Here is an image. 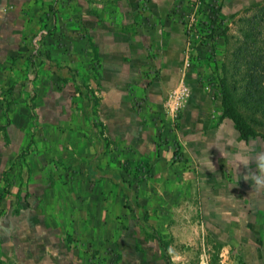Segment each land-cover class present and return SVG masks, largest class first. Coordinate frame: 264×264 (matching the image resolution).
I'll list each match as a JSON object with an SVG mask.
<instances>
[{
	"label": "crops",
	"instance_id": "crops-1",
	"mask_svg": "<svg viewBox=\"0 0 264 264\" xmlns=\"http://www.w3.org/2000/svg\"><path fill=\"white\" fill-rule=\"evenodd\" d=\"M175 1L0 0V264H168L140 219L173 203L170 264H264V141L185 66Z\"/></svg>",
	"mask_w": 264,
	"mask_h": 264
},
{
	"label": "rangeland",
	"instance_id": "rangeland-1",
	"mask_svg": "<svg viewBox=\"0 0 264 264\" xmlns=\"http://www.w3.org/2000/svg\"><path fill=\"white\" fill-rule=\"evenodd\" d=\"M209 3L211 0L175 1L174 10L176 12L178 10L179 15L176 16L184 34V64L185 66H190L192 62L205 64L210 72L206 77L200 76L201 80L215 88L218 78L225 75L236 106L262 135L259 137L264 141V112L246 107L242 103L246 99V91L243 90V82L240 81V72L246 70L248 61H254L257 53L264 58V0H217L224 23L215 31L214 39H210L206 28L209 21L206 15ZM181 84L188 87L185 83ZM181 84L179 82L173 89L181 87ZM178 109L174 106L173 111L177 114ZM194 206L186 208L185 211L180 203H173L169 216L173 223L163 221L159 216L162 212L156 208V216L159 218L151 226L164 232L181 231L186 225L181 220H176L177 217L184 218V215L188 214L195 218L198 210ZM143 224V220L140 219L141 229L144 227ZM205 263L218 264V256H209Z\"/></svg>",
	"mask_w": 264,
	"mask_h": 264
},
{
	"label": "trees",
	"instance_id": "trees-1",
	"mask_svg": "<svg viewBox=\"0 0 264 264\" xmlns=\"http://www.w3.org/2000/svg\"><path fill=\"white\" fill-rule=\"evenodd\" d=\"M208 11L211 13L207 16L209 21L206 28L210 39H214L215 31L221 28L224 23V18L220 13V6L217 4V0H211V3L208 5ZM257 54V57L254 56V61H248L249 65L246 70L240 72V81L243 82V90L246 91V99L242 103L246 107L264 112V58L260 53ZM217 90L221 97L220 118L226 117L230 119L239 137L245 141L250 138L262 136L254 129L236 106L233 93L228 88L227 77L225 75L218 78ZM143 230L157 240L159 246L165 252L164 256L167 263L170 264L169 256L166 254V242L160 237L159 232L147 223L144 224Z\"/></svg>",
	"mask_w": 264,
	"mask_h": 264
},
{
	"label": "built area",
	"instance_id": "built-area-1",
	"mask_svg": "<svg viewBox=\"0 0 264 264\" xmlns=\"http://www.w3.org/2000/svg\"><path fill=\"white\" fill-rule=\"evenodd\" d=\"M187 90H188V88L185 85H181V87H179V90H178V91H180L181 95L180 96L170 95V99L172 100L174 98L175 100H181L179 103H182L184 97H186L188 94ZM172 94H174V93H172ZM180 98H182V99H180ZM179 103L178 104L176 103V104L179 105ZM175 107L177 108L176 105H175Z\"/></svg>",
	"mask_w": 264,
	"mask_h": 264
}]
</instances>
